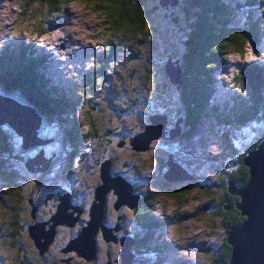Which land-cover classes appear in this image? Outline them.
Instances as JSON below:
<instances>
[{
	"label": "rangeland",
	"instance_id": "374dc122",
	"mask_svg": "<svg viewBox=\"0 0 264 264\" xmlns=\"http://www.w3.org/2000/svg\"><path fill=\"white\" fill-rule=\"evenodd\" d=\"M154 1L157 0H149V5H156ZM227 2L233 3V0ZM238 3L243 9L242 16L237 11L233 14L227 11V26L243 30L245 20L251 15L257 23L255 32L249 33L250 39L241 51L233 52L229 49L223 65H217L210 71L212 92L204 107L207 111L219 106L221 102L226 104L227 111H233L238 103L248 99V87L240 79L244 64L248 68L259 66L264 71V38L261 37L264 35V0H239ZM159 4L153 15L157 37L154 43L151 41L152 46L145 49L142 57H135L127 53L129 47L126 44L115 42L111 34V23L101 16L94 0H72L61 11L48 13L45 17L46 9L41 2L0 0V46L8 38L18 40L19 37L37 43L31 46L34 58L39 53L50 60L47 75L56 82L61 81L67 92L71 94L73 85L78 82L82 88L84 81L90 83V80L86 82L87 72L94 73L102 69L107 72L106 75L98 74V80L94 76L95 84L92 83L94 85L88 87L90 91L81 98L85 110L90 112L93 125L82 120L84 122L79 123V133H87L94 127L98 136L92 140H82V144L71 153L72 158L68 159L66 155L60 160L54 158L53 164L45 172L27 173L23 165L15 167L16 181L20 182L19 185L23 184L20 189L24 193L22 191L14 195L16 192L4 190V180L0 179V264H121L120 243L105 241L101 233L96 236L97 251L92 261H87L75 250L66 249L77 230L86 225L89 219L88 209L94 198L95 187L100 182L101 162L106 158L111 160L113 172L129 178L127 180L143 199L153 195V200L148 202L145 199V206L142 205L138 210L126 205L116 210L114 202L117 196L112 189L107 193L104 222L114 226L120 222L119 216L122 225L118 236L138 226L137 217L141 212L149 213L140 219L142 226L149 216L154 222L150 241L136 259L142 264H183L179 261H185L186 264H212L213 255L206 248H218L217 245L227 236L225 219L228 222L232 218L230 211H227L225 217L218 215V208L213 204L216 202L213 196L220 191L214 182L222 166L227 165L223 155L226 147L223 133L227 132V126L217 127L213 124L214 117L209 116L212 125H207L204 132L197 130L183 147L178 145L183 142V136L178 144L173 139H167L170 136L169 129L175 127L176 119L182 118V115L180 111L178 113L180 89L164 73V65L170 59L169 55L176 57V41L181 31L177 28L173 11L171 17H165V12L171 7ZM169 6L173 7L171 4ZM69 11H73L72 16L68 15ZM48 18L53 20L48 21ZM42 27L48 31L36 33ZM58 36L64 39L51 40ZM65 37L74 39L65 41ZM110 38L115 44L112 53L105 50ZM246 44L248 49L245 48ZM171 59L174 61V58ZM96 61H101V66L97 67ZM149 68L154 70L145 74ZM231 78L233 80L230 82ZM237 83L245 96L232 91ZM228 85L233 88H228ZM155 113L169 114L165 136L152 139L148 149L133 150L130 139L145 130L150 116ZM83 117L82 112L75 114L76 119ZM259 119L262 121L260 126L264 127V116ZM250 132L241 126L234 134L236 137L229 141L238 146L247 144L252 137ZM43 148L45 157L50 151L57 152L54 144H46ZM173 151H181L177 161L188 166L193 177L168 183L172 186L180 183L190 185L186 186L188 191L180 199L171 194V186L165 187L167 182L162 175L167 170L166 163L165 168H162V159H170ZM35 153L34 149L28 152L29 155ZM67 192L71 200L83 204L85 213L80 214V218L84 222H77L75 226H57L47 250L40 254L27 233L26 226L32 221V208L36 209L34 221L46 222L56 210L53 204L58 203L60 196ZM189 212H192L189 217L177 219L178 215L186 216ZM164 215L169 216L170 220ZM159 220L164 223L161 224ZM154 233L157 234L153 236ZM154 251L160 252V257L155 256Z\"/></svg>",
	"mask_w": 264,
	"mask_h": 264
},
{
	"label": "trees",
	"instance_id": "16d2710c",
	"mask_svg": "<svg viewBox=\"0 0 264 264\" xmlns=\"http://www.w3.org/2000/svg\"><path fill=\"white\" fill-rule=\"evenodd\" d=\"M29 1L41 2L46 9L45 17L49 15L48 13L53 14L61 11V8L72 0H25V3ZM148 1L94 0V3L97 5L96 9L100 12L101 16L110 21L111 34L114 36L115 42H119V44L122 42V45L126 44L129 47L127 53L131 54V56L142 57L145 49H150L152 46L151 41L154 43V39L157 37L153 15L160 0L154 1L156 5L153 6L149 5ZM238 1L233 0V3H230L227 0H178V4L175 7L169 6L171 8L165 12V17L168 18L169 16L171 17L172 11L174 12L177 28L181 31L176 41L177 55L176 57L169 55L168 58L170 57V60L174 58V60L178 61L177 65L181 69V83L179 85L176 84L181 93L178 113L180 111V115H182V124L187 126V136L191 133L190 130L194 131L196 126H199V123L201 124L200 119L205 124L209 120V116L214 117L217 127L223 128L227 126V132L223 133L224 142L226 143L223 155L224 159L226 158L227 165L222 166L223 169L219 173L217 181L214 182L215 187L220 188V191L219 194L213 196V200H216L213 204H216L214 207L217 206L218 208V215L225 217L228 210L231 212L233 219L228 222L225 219L226 222L224 224L227 233L232 225L241 223L244 219L235 207L234 202L237 200V197L230 198L227 196V185L229 180L235 182L238 186L247 182L249 168L244 164V157L248 151L256 148L264 139V127L259 125L257 128V124H255L261 116H264L262 95V90L264 89L263 69L260 70L258 67L248 68V74L242 70L243 75L240 76V79L246 84L250 94L246 95L248 99L238 103L233 111H227L226 104L221 109L216 107H212L208 111L204 109L212 92L210 71L217 65H223L229 49L233 52L241 51L242 46L250 39L249 33L256 28L257 23L254 22L251 15L249 17L246 16L249 19L245 20L243 30L227 26V11L232 14L237 11L242 16L243 10ZM52 20V18H48V21ZM47 31L48 29L42 27L41 29L38 28L36 33L43 34ZM13 37L15 39V36ZM19 38L18 40L20 41L8 38L0 46V94L22 105L33 108L43 121L41 122L42 132L43 134L45 133L44 136L42 135L43 138L52 139L51 142L53 143L50 144L57 146L56 153L59 160L64 155L70 159L73 157L70 156L71 153L75 152L76 148L82 144V140H92L98 136L95 134L93 126H91L93 128L87 133H79V123L84 122L82 120L88 121L90 124L93 123L90 112L85 110L81 98L90 91L88 87L95 84V77L98 80V74L102 73L106 75L107 72L103 69L102 71L97 70L94 73L90 72L91 74L87 72L90 83L83 85V88L75 86V90L70 94L61 81L54 82L47 75L50 60L46 57H39L40 55H37L39 59L34 58V49L31 46H35L37 43L28 42V38L25 40L23 37ZM111 39L107 40V48L105 49L108 53H112L115 46ZM245 48L248 49L247 44ZM150 51H153V49ZM43 58L48 63L43 64L45 63ZM96 64L97 67L101 66V61H96ZM153 70L152 68L146 69L145 74ZM141 81H143L142 78ZM139 90L141 91V89ZM235 90L239 95L245 96L238 83ZM79 112L83 113V119L75 118V114ZM167 116L169 117V114ZM241 126L251 131L249 133V135L252 134L250 141L240 146L230 143L229 139L236 137L234 134L237 128L241 129ZM227 141H229V144H227ZM68 149L71 152H68ZM29 151L31 150L24 151L19 156L11 155V152L0 140V179L4 180V190L11 191V193L16 192L14 195H19L22 191L24 193V190L20 189L23 188V184L19 185L18 183L20 182L16 181L15 173L17 172L14 169L19 165H23V168L27 169L24 165L25 160L36 154L29 155ZM54 152L55 150L50 151L46 157H51ZM177 154L179 155V152ZM185 169L187 172H191L188 166H185ZM111 171L113 170L111 169ZM17 199L21 200V197ZM145 199L149 202V200H153V195L144 197V201ZM26 200H28L27 196ZM29 200L31 202V199ZM141 203L140 201L138 206L135 207L137 210L141 207ZM143 206L145 205L143 204ZM229 207L230 209H227ZM148 214L147 212H141L137 217L138 226H141V228L136 231L135 236H140L137 233H141L143 236L142 238L136 237L137 241H135L133 246L134 254L137 248L138 257L146 245L143 238L146 239L153 231L152 226H154V223L150 220V216L145 219L144 226L140 224V219L144 215L147 217ZM31 219V223L34 222L32 214ZM119 221L121 222V219ZM26 227L28 228V225ZM15 230H17V227ZM23 230H25L24 227ZM217 247V249H213V247L206 248L207 250H211L210 252L213 255L212 264L227 262L230 257L231 247L228 245L226 237ZM154 255L160 257L161 253L157 251ZM142 263L137 260V262L135 261V263L131 264ZM179 263L186 264L185 261H179Z\"/></svg>",
	"mask_w": 264,
	"mask_h": 264
},
{
	"label": "water",
	"instance_id": "95a60500",
	"mask_svg": "<svg viewBox=\"0 0 264 264\" xmlns=\"http://www.w3.org/2000/svg\"><path fill=\"white\" fill-rule=\"evenodd\" d=\"M162 6L171 4L175 7L178 0H160ZM165 64L164 72L177 85L181 83V69L178 61L170 60ZM40 116L33 108L22 105L19 102L0 94V140L5 144L11 155L19 156L24 151L37 150L36 154L25 160L28 172H45L49 169L54 158L58 157L56 151L51 157L43 154L44 146L52 139H43ZM178 117L175 127L169 129L170 138L181 136L182 118ZM145 125V130L137 133L130 139L132 149L142 151L148 149L149 142L155 138L165 136L167 128V116L154 114ZM43 135V136H42ZM47 135V134H46ZM119 144V146H121ZM12 148V149H11ZM38 153V154H37ZM44 156V157H43ZM244 164L249 168V178L246 183L238 186L229 180L227 189L237 196L234 202L242 217L241 223L232 225L227 233L226 241L231 247L229 260L220 264H264V139L260 144L248 151L244 157ZM167 170L163 178L167 183H173L187 178L186 170L174 163L172 159L166 161ZM117 196L114 208L127 205L133 209L138 206L140 196L133 192V185L121 174L111 171V160L101 162L100 182L95 187L93 200L88 209L89 219L76 232L67 244L68 250H75L87 261L95 259L97 246L96 236L101 233L105 241L119 242L121 247L119 255L121 264H131L134 261V236L125 233L118 236L121 228L117 222L114 226L104 222L106 196L110 190ZM68 195H61L55 212L46 222L34 221L28 225V235L33 239L35 246L43 254L56 232L59 225L75 226L80 220L81 206H74ZM32 208V218L35 219ZM119 219V217H118ZM48 225V229L46 226ZM65 249V250H66Z\"/></svg>",
	"mask_w": 264,
	"mask_h": 264
},
{
	"label": "flooded vegetation",
	"instance_id": "af4514ba",
	"mask_svg": "<svg viewBox=\"0 0 264 264\" xmlns=\"http://www.w3.org/2000/svg\"><path fill=\"white\" fill-rule=\"evenodd\" d=\"M68 15L69 16H72L73 15V11H69L68 12ZM62 25V24H61ZM64 38H62V36L61 37H56V38H54V39H51V40H59V41H61V40H63ZM73 39L74 38H66L65 37V41H73ZM172 128V127H171ZM167 139H171L170 137H168ZM180 152L181 151H179V154H180ZM174 159H175V161H177V159H178V154L175 152V151H173V153L172 154H170ZM166 158H163L162 159V168L164 167L165 168V163H166ZM184 166V165H183ZM185 167V166H184ZM187 168V167H186ZM162 175H163V173H162ZM187 175H190L191 177H192V175L190 174V172H187ZM193 178V177H192ZM179 181H182V180H178V182ZM175 182H177V181H175ZM165 185V187H172V192H171V194H173L175 197H177V198H179L180 199V197H182V196H184L186 193H185V191H188V190H186V186L187 185H189V184H179V185H175V186H172V184H168V183H165L164 184ZM228 186V185H227ZM182 187H184V189L182 188ZM189 187H190V185H189ZM69 195V200L70 201H73V200H71L70 199V194H68ZM227 196L228 197H230V198H233V197H237L236 195H234V194H231V193H229L228 192V190H227ZM50 197V196H49ZM141 204H140V206H142L143 204H144V199L142 198V196H141ZM57 204L58 203H54L53 205L57 208ZM78 204V203H77ZM79 205V204H78ZM80 206V205H79ZM227 209H230V207L229 208H227ZM81 211H82V206H81ZM229 211V210H228ZM55 212V211H54ZM232 212H233V210H232ZM83 213H85V211H83L81 214H83ZM161 213V212H160ZM191 213L192 212H189L188 214H186V216L184 215V214H180V215H178V217H177V219H179V220H183L185 217H189L190 215H191ZM231 213V212H230ZM119 219H121L120 217H119ZM233 218H231V220H232ZM230 220V221H231ZM79 222H81V223H83L84 222V220H82V218H80V220H79ZM109 223V222H108ZM122 225V224H121ZM135 228L136 229H140L141 228V226H137V225H135ZM78 231V230H77ZM135 261L137 262V260H135L134 259V262H132V263H135Z\"/></svg>",
	"mask_w": 264,
	"mask_h": 264
},
{
	"label": "bare ground",
	"instance_id": "6f19581e",
	"mask_svg": "<svg viewBox=\"0 0 264 264\" xmlns=\"http://www.w3.org/2000/svg\"><path fill=\"white\" fill-rule=\"evenodd\" d=\"M77 43H80V41H78ZM225 80V79H224ZM38 120H39V118H38ZM40 122H43L42 120H39ZM43 139H45V137L43 138ZM155 139H157V138H155ZM44 155V154H43ZM171 159H172V161H174V163H176V164H178V165H180L181 166V168L182 169H184V170H186L185 169V167H183V165H181L178 161H175V159L171 156ZM168 160H170V159H168ZM187 172V171H186ZM188 177L189 178H192L190 175H188ZM185 179V178H184ZM68 194H70L69 192H67L66 193V195H68ZM69 196V195H68ZM140 196V198H141V195H139ZM140 201H141V199H140ZM73 202V204H74V206H76V205H78L76 202H74V201H72ZM140 203V202H139ZM80 206H82V211H81V213L84 211V206H83V204H79ZM127 206V205H126ZM50 219V218H49ZM159 222L162 224V223H164V221H160L159 220ZM33 223V222H32ZM32 223H30V224H32Z\"/></svg>",
	"mask_w": 264,
	"mask_h": 264
}]
</instances>
